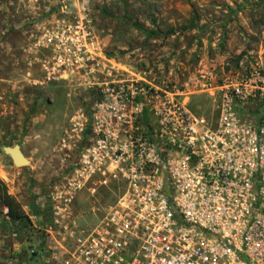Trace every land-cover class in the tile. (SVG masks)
I'll use <instances>...</instances> for the list:
<instances>
[{"label": "rangeland", "instance_id": "rangeland-1", "mask_svg": "<svg viewBox=\"0 0 264 264\" xmlns=\"http://www.w3.org/2000/svg\"><path fill=\"white\" fill-rule=\"evenodd\" d=\"M262 71L264 0H0V180L27 216L0 203V262L61 263L64 228L88 229L114 203L87 186L59 219L53 200L89 150L131 139L105 138L125 131L110 119L132 117L144 138L172 103L212 118L221 87ZM16 145L27 166L4 150Z\"/></svg>", "mask_w": 264, "mask_h": 264}, {"label": "built area", "instance_id": "built-area-1", "mask_svg": "<svg viewBox=\"0 0 264 264\" xmlns=\"http://www.w3.org/2000/svg\"><path fill=\"white\" fill-rule=\"evenodd\" d=\"M251 81L221 87L212 118L169 104L149 137L110 119L125 131L105 138L131 139L89 150L53 200L59 219L87 186L115 201L94 226L64 228L59 264H264V71Z\"/></svg>", "mask_w": 264, "mask_h": 264}, {"label": "trees", "instance_id": "trees-1", "mask_svg": "<svg viewBox=\"0 0 264 264\" xmlns=\"http://www.w3.org/2000/svg\"><path fill=\"white\" fill-rule=\"evenodd\" d=\"M0 203L3 207L8 209L7 216L12 221H24L27 219L26 213L24 212L21 204L17 202L14 197L8 194L7 188L3 184V182H1V180H0ZM0 264H7V263L0 262Z\"/></svg>", "mask_w": 264, "mask_h": 264}, {"label": "water", "instance_id": "water-1", "mask_svg": "<svg viewBox=\"0 0 264 264\" xmlns=\"http://www.w3.org/2000/svg\"><path fill=\"white\" fill-rule=\"evenodd\" d=\"M4 150L12 158L16 166H27L29 164L28 159L21 150V146L6 147Z\"/></svg>", "mask_w": 264, "mask_h": 264}]
</instances>
